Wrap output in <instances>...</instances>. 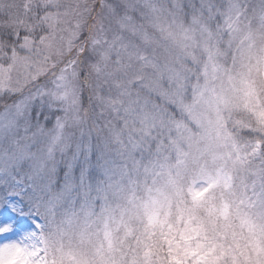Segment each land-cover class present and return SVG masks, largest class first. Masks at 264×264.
<instances>
[{
    "label": "snow or ice",
    "instance_id": "obj_1",
    "mask_svg": "<svg viewBox=\"0 0 264 264\" xmlns=\"http://www.w3.org/2000/svg\"><path fill=\"white\" fill-rule=\"evenodd\" d=\"M0 264H264V0H0Z\"/></svg>",
    "mask_w": 264,
    "mask_h": 264
}]
</instances>
